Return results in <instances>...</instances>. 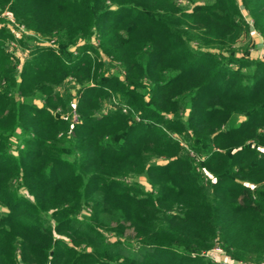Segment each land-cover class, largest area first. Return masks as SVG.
I'll return each mask as SVG.
<instances>
[{
  "label": "trees",
  "instance_id": "1",
  "mask_svg": "<svg viewBox=\"0 0 264 264\" xmlns=\"http://www.w3.org/2000/svg\"><path fill=\"white\" fill-rule=\"evenodd\" d=\"M240 3L264 41V0ZM5 9L55 46L17 73L0 28V264H213L190 254L214 245L262 263L264 60L236 47L249 27L233 0ZM116 98L128 112L101 115Z\"/></svg>",
  "mask_w": 264,
  "mask_h": 264
},
{
  "label": "rangeland",
  "instance_id": "2",
  "mask_svg": "<svg viewBox=\"0 0 264 264\" xmlns=\"http://www.w3.org/2000/svg\"><path fill=\"white\" fill-rule=\"evenodd\" d=\"M235 7L238 9L240 15L243 17V19L246 21V23L248 24V31L246 33V35H244L243 38H241V40L236 44L237 48H241L242 50L246 51V57L252 60H260L263 59L264 60V50H263V46H264V41L263 39L260 37V35L256 32V30L253 28L252 26V21L246 16V11L243 9V7L241 6L240 0H233ZM191 5H186V11L190 10ZM11 18V20L9 19ZM0 28H5L6 31L9 33V35L11 36V39L6 40L5 42L7 43V48L6 51L11 54L15 60V64H16V71L17 73H20L22 68H23V64L24 62H26L29 58V51L36 45L40 46V47H48V46H55L52 43L47 42L43 37L41 36H36L34 38V36L32 34H29V32L25 31L24 28L22 26H18L15 22L13 17H11V15L8 13L7 9H5L2 13H0ZM32 39V42H31ZM20 42H23L25 44H22ZM33 43V44H30ZM34 45V46H33ZM71 54L72 56L75 55V48L71 49ZM105 63H109L108 66H106V68L108 67V69H110V74L112 73H118L119 74V70L118 67H116L115 65L111 64L107 59L104 58ZM18 81V78H17ZM70 83V84H69ZM69 83L65 84L64 87H68L69 89L72 88V81H69ZM73 90V88H72ZM119 102V103H118ZM117 104L122 108L123 113H127V108L125 107V105L123 103H121V101L119 99H115L113 101H111L102 111L103 113L101 115H106L105 113L107 112V110H109L111 106V104ZM36 106H40L39 102H35ZM122 104V105H120ZM106 110V111H105ZM58 113H61V109L57 110ZM57 113V112H56ZM55 113V114H56ZM57 113V114H58ZM71 113V114H70ZM68 114H66V116L70 117V121L71 122H76V115L73 112H70ZM173 138L177 139V141H179L180 145L182 147H187V140H186V135L185 136H176L175 134L172 135ZM16 143H14L13 146H15ZM13 155H16L17 152L14 151V147L12 148ZM191 157L194 158V164L196 166V171L197 172H201L202 175L206 176L208 179L211 178L210 175L207 173V171H205L202 167H201V163L203 162V158L199 157V156H194L193 154H191ZM159 163H163V161L158 160ZM127 181H131L127 179ZM134 181L138 182L146 191L149 190V185L146 183L144 177H140L137 179H134ZM204 183H208L207 181L204 180ZM25 193V192H24ZM24 195V194H23ZM29 199H31L29 197ZM3 211H6V207H3ZM82 215H79V218H82ZM216 248H219L217 250L220 251H215ZM191 258H202L204 260H208L209 262L213 263V264H247V263H242V262H236V261H232L229 256H227L225 254V252L223 251V249L218 246V245H214L211 248L207 249V250H202L199 252H194L192 254H190ZM260 264H264V259L262 261V263Z\"/></svg>",
  "mask_w": 264,
  "mask_h": 264
},
{
  "label": "built area",
  "instance_id": "3",
  "mask_svg": "<svg viewBox=\"0 0 264 264\" xmlns=\"http://www.w3.org/2000/svg\"><path fill=\"white\" fill-rule=\"evenodd\" d=\"M10 20H11V18H9ZM49 43H53L52 41H50ZM263 50H264V46H263ZM217 249H219V248H216V250L215 251H220V250H217Z\"/></svg>",
  "mask_w": 264,
  "mask_h": 264
}]
</instances>
